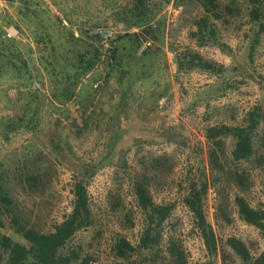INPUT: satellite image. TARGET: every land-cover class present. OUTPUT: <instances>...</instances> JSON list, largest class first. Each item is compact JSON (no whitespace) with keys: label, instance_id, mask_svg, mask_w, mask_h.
Listing matches in <instances>:
<instances>
[{"label":"rangeland","instance_id":"rangeland-1","mask_svg":"<svg viewBox=\"0 0 264 264\" xmlns=\"http://www.w3.org/2000/svg\"><path fill=\"white\" fill-rule=\"evenodd\" d=\"M218 2L221 6L233 2L237 10L221 19L210 17L219 44L199 45L192 35L204 14L199 0H148L147 24H157L160 39L142 40L141 44L151 42L145 52L123 51L119 65L102 46L93 69L80 77L74 98L60 103L52 92L64 61L83 50L76 39L96 44L85 34L98 26L112 28L116 38L141 30L122 20L132 17L128 12L132 0H6L0 31L11 24L18 29L16 49L26 59L27 71L4 65L6 60L0 57V179L23 223L52 231L70 213L73 185L84 178L93 223L77 231L66 246H80L92 256V264H166L158 255L150 261L133 256L127 262L112 252L117 236L136 244L142 233L144 217L134 183L144 178L155 203L174 204L163 222L160 251L172 236L183 246L187 264H244L225 243L228 237L241 239L253 256L264 248V229L246 223L235 203L240 195L264 211V117L254 131L255 151L248 160H233L235 139L221 137L218 155L224 171L211 167L212 142L206 137L208 126L245 124L252 109L264 112V32L252 50L250 40L258 25L250 19L251 2ZM262 9L264 21V3ZM61 18L69 25L64 26ZM73 28L81 38L71 37ZM185 51L199 53L218 69L189 67L182 56ZM44 52L51 54V64L39 61ZM9 121L18 123L15 130L6 131ZM86 166L87 175L82 173ZM235 168L249 175L247 188L229 177ZM25 170L39 172L40 181L25 185ZM203 180L204 211L217 239L214 254L207 252L183 203L191 184ZM0 217L4 222L0 234L25 243L4 209Z\"/></svg>","mask_w":264,"mask_h":264},{"label":"trees","instance_id":"trees-1","mask_svg":"<svg viewBox=\"0 0 264 264\" xmlns=\"http://www.w3.org/2000/svg\"><path fill=\"white\" fill-rule=\"evenodd\" d=\"M249 1L252 4L249 11L250 19L258 25V29L250 40L251 49L253 50L256 44L259 43L260 34L264 32V21L261 18L264 0ZM199 2L204 9V14L196 20L197 28L192 32V35L199 45H205L210 42L219 44L216 26L210 21V17L221 19L225 15H232L237 8L233 6V2L223 6L220 5L218 0H199ZM150 11L148 0H132V5L128 9L132 17L123 16L122 20L125 21L127 26H138L141 30L139 32L126 33L110 42L107 50L110 54V59L115 60L117 65L121 62L120 59L123 58V55H120L123 51L129 50L134 53L142 40L160 39L157 24H147L151 18ZM0 34L3 36H0V57L6 60L4 65H16L19 69L25 68V71H27V61L20 56L19 50L16 49L18 43L15 38L6 37L4 28H2ZM71 37L76 39L82 36H75V38L71 31ZM85 38L95 41L96 44L99 42L98 37L95 36H87L85 34ZM76 41L83 45V50L78 51L73 60L64 61L62 68H60L63 74L58 76L59 82L52 92V97L60 103L74 98L80 77L93 69L96 59L101 54L102 45L94 43L88 45L84 42L86 41L85 39H76ZM51 50H54V46H51ZM68 50L69 47H67ZM45 52L41 54L39 61L51 64V54L47 55ZM182 56L185 60H188L187 65L191 68L198 67L208 71H216L218 69L215 62L204 59L197 52L185 51ZM108 59L107 61L109 62L110 60ZM177 63L179 67L183 66L181 60H178ZM52 70L54 71V68ZM263 117L264 112H262L260 107H257L248 112L245 124L228 125L222 123L208 126L206 137L212 142L209 150L211 167L217 171H224V166L221 164L218 155L223 146L221 138L223 135H231L235 139L234 147L231 151L233 160L250 159L255 151L253 134L259 120ZM17 126L18 123L6 122V131L15 130ZM158 160L159 158L154 161L158 163ZM87 171H89V168L86 166L82 173L87 175ZM262 171L264 189V164H262ZM22 174V181L27 186L36 185L40 181V174L35 170H25ZM92 174L93 171L89 175L91 176ZM229 177L238 187L247 188L249 175L245 170L235 168L229 172ZM143 179L134 183V192L137 204L143 212L144 228L136 244H132L123 236H117L112 246L113 255L127 262L133 256L143 261H150L154 260L158 255L166 264H187V256L183 246L172 236L167 238L165 248L160 251L159 246L163 238V222L170 215L174 204L155 203L144 183L145 179ZM72 192L73 206L70 213L61 222L57 223L52 231L43 232L23 223L15 210V204L9 195L8 189L0 179V210L4 209L5 213L8 214L14 232L25 241V243H22L14 240L9 235L0 234V264H92V256L83 253L80 246L77 248L66 246L67 242L77 231L93 223L84 178H80L74 183ZM206 193L207 183L205 180L192 183L183 197V203L193 215L195 227L203 239L207 252L214 254L217 249V239L206 219L204 211ZM235 203L240 217L246 223L264 229V211L251 207L246 199L240 195L235 197ZM222 214L229 221L227 214L223 213V211ZM3 225V219L0 217V227ZM225 243L244 264H264V248L256 256H253L246 244L235 236L228 237ZM142 251H146L147 255H142ZM225 256L223 254L222 257L225 259Z\"/></svg>","mask_w":264,"mask_h":264},{"label":"built area","instance_id":"built-area-1","mask_svg":"<svg viewBox=\"0 0 264 264\" xmlns=\"http://www.w3.org/2000/svg\"><path fill=\"white\" fill-rule=\"evenodd\" d=\"M6 7V0H0V14L3 12V10ZM61 22L64 26H68L69 23L65 18H61ZM18 29L14 26V25H9L8 27L5 28V36L8 38H14L18 35ZM73 35L76 37L81 36L80 32L77 28H73L72 29ZM89 36H95L98 37L99 42L102 46H105L107 49L110 46V42L114 41L117 37L116 35V31L113 30L110 27H106V26H98L93 28L92 30L89 29V32H87ZM150 41H144L139 47H138V51L139 53L143 52L148 46H150ZM106 56V54H105ZM36 86L38 87V85L36 84ZM164 98H161L159 101V105L162 106L164 103Z\"/></svg>","mask_w":264,"mask_h":264}]
</instances>
